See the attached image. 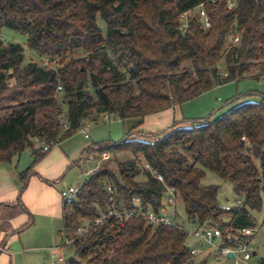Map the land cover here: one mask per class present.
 <instances>
[{"label":"trees","instance_id":"trees-1","mask_svg":"<svg viewBox=\"0 0 264 264\" xmlns=\"http://www.w3.org/2000/svg\"><path fill=\"white\" fill-rule=\"evenodd\" d=\"M226 3L0 0V30L25 35L27 47L53 63L21 65L22 46L0 39V165L25 150L33 156L18 175L19 194L35 175L34 166L81 122L104 115L136 122L121 140L92 144L71 164L103 153L133 158L118 164L117 174L103 161L74 198L62 200L63 231L79 259L68 264H207L206 258L194 262L184 229L151 226L140 218H131L122 227L108 220L78 235L83 220H94L112 204L107 185L114 189L116 206L121 201L129 209L131 198L138 197L143 208L153 211H158L165 188H173L188 223L219 229L220 247L233 245L237 231L255 228L249 212L261 210L264 195V95L213 119H195L185 126L172 122L155 133L137 130L145 117L215 87L263 78L264 0H235L232 11ZM200 4L210 28L204 30L192 14L187 28L179 30L181 15ZM98 21L104 24L105 35ZM235 32L238 45L232 44ZM76 50L85 56L74 58ZM221 65L225 77L218 71ZM62 119L67 129L60 125ZM206 172L231 184L236 198L243 195L242 206L222 210L218 187L201 185ZM140 175L144 180H138ZM257 264H264V259Z\"/></svg>","mask_w":264,"mask_h":264},{"label":"rangeland","instance_id":"rangeland-1","mask_svg":"<svg viewBox=\"0 0 264 264\" xmlns=\"http://www.w3.org/2000/svg\"><path fill=\"white\" fill-rule=\"evenodd\" d=\"M98 25L101 28L103 35H105L104 24L101 21H98ZM0 39L4 43H15L22 46L24 59L21 65L29 62H33L42 67H46L47 65L50 67L53 65V63L51 64L48 62V58L46 56H39L27 47V37L23 34L3 28L0 30ZM72 56L74 58H81L85 56V52L82 50H76L73 52ZM65 58L68 60V57ZM218 71L224 76V65H221ZM263 95L264 79H243L237 82H230L219 87H215L197 98L181 105H176L178 108L174 114L175 120L178 117L181 119L180 113H182V118L189 121L195 119H213L226 112L229 108L240 103L246 101L258 102ZM59 100L61 99L59 98ZM180 124L183 126L187 125L182 121ZM157 127V124H154L150 127L139 129L138 131L155 133L156 131H152V129L155 130L154 128ZM130 128L131 123H129V121L122 123L113 117H109V119L106 120L103 116H99L95 122H90L88 139H84L82 133L79 129H77L67 140L63 142V144H61L60 148L64 151L67 147L76 150L73 157L78 156L76 158L78 161L80 157L78 152L84 146L89 147L92 144L117 142L124 137L125 133ZM143 140L148 139L143 138ZM26 154L27 153L22 155L21 165L24 164L23 156H26ZM132 160L133 158L130 155H110V158L105 162V168L117 174L118 164ZM85 170L86 169L82 166V162L76 163L74 166H71L64 171L59 180L52 183L53 189L56 193H58L62 189H66L70 186H81L87 179L84 175ZM138 180H144V177L140 175ZM201 185L218 187L217 202L221 207L226 204L233 205L237 199L234 195L232 185L221 181L210 172H206L204 179L201 181ZM176 211L178 213L177 221L181 222L184 231L187 233L186 245L190 248L196 247L205 251L204 255L199 257L197 256L194 259L195 263H198L206 258L207 264H233L231 260L219 257L217 258V250L214 248L209 249L208 243H198L190 236L193 225L188 223L184 207L181 202L177 203ZM249 213L255 224V232L250 240V246L254 249L256 255L253 256L251 264H257L260 259H264V195H262L261 210L250 211ZM223 219L227 222L228 216H225ZM32 220L33 223L27 228H24L21 233L17 234L14 240L8 245V249L13 254L16 250H20V253L16 255V264H68L70 259L79 261L78 257L73 253L72 244L64 246L67 238L63 231L62 219L60 217L51 219L50 217L42 214H32ZM61 231H63V234ZM218 244V240H214V246L217 247ZM10 251L7 250L5 254H7V252L10 253ZM58 257H62L64 262L58 263Z\"/></svg>","mask_w":264,"mask_h":264},{"label":"crops","instance_id":"crops-1","mask_svg":"<svg viewBox=\"0 0 264 264\" xmlns=\"http://www.w3.org/2000/svg\"><path fill=\"white\" fill-rule=\"evenodd\" d=\"M177 108L174 105L164 112L145 117L137 130L157 124L158 127L152 131L158 132L169 127L172 122L188 123L189 120L182 118V113H180L181 119L178 117L175 120L174 114ZM96 119L86 121L95 122ZM129 123H131V128L136 125L134 120ZM68 138L52 147L46 156L34 166L35 175L30 177L26 188L20 194L21 183L18 175L32 163L33 156L30 150H25L18 157H14L9 164L0 165V246L5 248V252L10 251L8 245L16 235L33 223L32 214H42L51 219L61 218L63 199L60 197V192L64 189L56 193L52 183L59 180L62 173L77 161L78 156L73 157L76 150L67 147L64 151L60 148ZM86 148V146L81 148L78 155L80 156ZM25 153L27 154L23 156L24 164L21 165L22 155ZM20 229L21 231H18ZM61 233L63 234V231ZM64 246H69V244L65 243ZM5 252H0V264H16V255L20 253V250H16L14 254L11 251L7 254Z\"/></svg>","mask_w":264,"mask_h":264},{"label":"built area","instance_id":"built-area-1","mask_svg":"<svg viewBox=\"0 0 264 264\" xmlns=\"http://www.w3.org/2000/svg\"><path fill=\"white\" fill-rule=\"evenodd\" d=\"M216 0H211L215 2ZM259 2L260 0H255ZM236 6L235 0H227L226 8L228 10H234ZM195 15L200 22L201 27L204 30H207L211 26L209 17L207 16L203 4L198 5L193 11L185 12L181 15V22L179 30L184 31L188 26V19L191 15ZM240 41V36L237 32L232 38V44L238 45ZM226 74L224 75V77ZM264 79V76L263 78ZM58 91L61 92V88H58ZM106 120L109 119V116H103ZM60 125L63 129H67V123L64 119L60 120ZM79 131L82 133L85 139L89 138L90 122L83 121L79 125ZM243 141H246L245 138H242ZM43 150H48L47 146L43 147ZM110 158L109 153H103L100 156L89 155L81 160L82 166L86 169L84 175L86 177L91 176L102 164L103 161ZM147 167V166H146ZM156 178L162 182V177L156 175ZM79 189V186H70L60 192V197L63 200H70L75 197ZM106 191L109 196L110 202L112 204L105 211H99V216L94 220H83L82 224L77 229L78 235H86L91 227H99L106 223L108 220H113L116 226L122 227L125 223L131 218H140L144 220L148 225L151 226H166V227H178L183 229L181 222L177 221V212H176V195L174 189L171 187L165 188V193L161 199L158 211H153L152 209L143 208V204L138 197L131 198V207L127 209L123 202H119L118 206L113 203L114 200V189L112 185L106 186ZM244 202V196L241 195L238 197L233 205H224L222 210L230 211L235 207L242 206ZM255 228L241 229L237 231V236L234 237L235 243L231 246L220 247L222 241V234L217 228H211L207 225H193L190 236L198 243L206 242L208 243V248H214L217 250V258H223L231 260L233 264H251L253 258L254 249L250 246V240L253 237ZM214 240H218L219 244L217 247L214 246ZM66 244H72V241L67 238ZM0 252H5V248L0 246ZM208 252V251H207ZM190 254L195 257H199L205 254V251L200 250L196 247L190 248ZM228 254H231V258H228ZM58 263H63V258H57ZM186 264H194L192 261L187 262Z\"/></svg>","mask_w":264,"mask_h":264},{"label":"water","instance_id":"water-1","mask_svg":"<svg viewBox=\"0 0 264 264\" xmlns=\"http://www.w3.org/2000/svg\"><path fill=\"white\" fill-rule=\"evenodd\" d=\"M256 254H255V252L253 253V256H255ZM228 256V258H231V254H228L227 255Z\"/></svg>","mask_w":264,"mask_h":264}]
</instances>
